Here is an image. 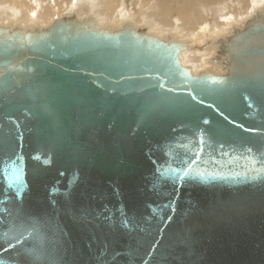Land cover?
<instances>
[{
    "label": "water",
    "instance_id": "water-1",
    "mask_svg": "<svg viewBox=\"0 0 264 264\" xmlns=\"http://www.w3.org/2000/svg\"><path fill=\"white\" fill-rule=\"evenodd\" d=\"M255 11L208 41L220 71H192L180 60L189 44L130 22L0 25V236L22 241L0 239V259L264 264Z\"/></svg>",
    "mask_w": 264,
    "mask_h": 264
},
{
    "label": "bare ground",
    "instance_id": "bare-ground-1",
    "mask_svg": "<svg viewBox=\"0 0 264 264\" xmlns=\"http://www.w3.org/2000/svg\"><path fill=\"white\" fill-rule=\"evenodd\" d=\"M5 1H7V0H0V6L2 5V7H5ZM69 2H72V0H19L18 2L16 0V3L22 4L23 7L21 9L24 11L25 14H28L31 12L30 4H29V3H31L32 6L34 5L37 8L36 12L38 13V15L36 13L32 16V19H30L31 21L27 19L28 21L20 23V22L14 20L12 18L7 19L8 15L13 16L15 12L10 13L8 15H5L3 13L4 9L2 8L3 14L0 15V20H2V21H0V25L9 26V27H15L17 25H19L18 27H22V26L32 27V26H39V25L41 26V25H43L44 22H46L48 20V18L50 20V17L52 18V16L53 17L55 16V18H57L60 16H69V15L75 14L73 12L75 10V8H78L79 11L81 12V14L82 13L84 14V13L89 12V11L91 12V10H93V9L97 10L96 7H98L100 5L107 7L112 12L110 15H104L100 12H97L98 16H100L103 19L111 20V19H115V18H130L133 15L132 5L134 3L138 9H143L144 6H146L150 2L149 7L144 12V14L141 16L143 19H138V20H141L142 22L146 23L149 26V28L143 24H138L135 26L132 23L136 29L145 28L148 31H150L151 28H153L156 30L152 29L151 31L158 32V30L162 31L163 28L169 27L173 23L176 24L177 20H180V24L186 25V26H188V28L189 27H191V28L192 27H199L198 29L201 28L200 29L201 33L203 32L202 31L203 29H206V27L213 28L211 30H214L215 33H211V34L203 33L202 35H203V37L205 35V38L211 36L212 42L215 43L216 41L229 36L231 34V32L230 33L228 32V34H225V33H227V31H229L230 29H234L235 27H242L244 22L252 15V13L255 10L264 9V0H260L258 2H253V3L248 4L245 7V10L241 15L238 14V12L236 10V4H237L236 0H220V2L216 5H212L211 0H85V1L74 0V2L70 5H69ZM152 2H154V3L152 4ZM232 9H233V11H232ZM117 10H120L118 13H120V12H126V13H125V15H122V16L113 17L112 14L117 12ZM229 10H231V12ZM64 11H68V12H64ZM113 11H115V12H113ZM62 12H64V13H62ZM133 12H134V10H133ZM232 12L233 13L237 12L236 14H238V15L235 18H236V22L239 23V25L237 24L238 26L234 27V26H232L233 25V23H232V25H229L228 29H227V26L225 24H223V22H219V21L222 19H225L224 16L227 15V13H228V17H229L232 14ZM59 13H62V14H59ZM75 15L79 20H83L86 17H93L94 18V16H85V17L80 18V17H78L77 14H75ZM14 16H17V14L15 13ZM136 16H137V18L139 17L138 14ZM234 16L235 15H233V18H234ZM35 17L38 19H35ZM174 18H176V19H174ZM24 20H26V19H24ZM94 20L100 28L107 29V30L118 28L122 24H124L126 21L132 22L131 20H128V19L120 20L116 23H104V22H101L95 18H94ZM203 24H206V27L205 26L200 27ZM174 27H176V26H174ZM219 29H221V30H219ZM167 30H169V29H167ZM167 30H165V31H167ZM199 33L200 32H198V34ZM160 34L166 35V33H164V32H161ZM198 34H194V33H191V35L187 34L185 36L186 38L184 37V39H186V40H181L183 43L189 44L188 45L189 48L187 50H184L180 54V60H181L182 64H184V62L182 61L181 56H183V59L186 62V64H190L193 67H195L194 65L199 66L200 61H202V65L198 69L203 70L202 68H204V69H211V70L214 69L216 71H220V69H219L220 67L210 68V67L206 66V64L209 65V61L211 60V58H213L216 55V49L214 48V46L211 43L208 42V40L207 41L203 40V42H196L193 38H196V36H198ZM193 43H200L201 46L207 45V48L204 50L210 54L209 58L206 59V58L200 57L202 55H199L196 52L184 54L187 51H191L190 49H191ZM209 48H212V49L209 50ZM213 49H215V51H212ZM198 51H200V50H198ZM182 54H184V55H182ZM198 71H200V70H198ZM198 71H196V72H198Z\"/></svg>",
    "mask_w": 264,
    "mask_h": 264
},
{
    "label": "rangeland",
    "instance_id": "rangeland-1",
    "mask_svg": "<svg viewBox=\"0 0 264 264\" xmlns=\"http://www.w3.org/2000/svg\"><path fill=\"white\" fill-rule=\"evenodd\" d=\"M19 0H17V2H18ZM77 1H80V0H77ZM81 1H85V0H81ZM237 1V4H236V10H237V12H238V14H242L243 12H244V10H245V7L248 5V4H250V3H253V2H258V1H260V0H236ZM4 2V1H3ZM74 2V0H72V2H69V5L70 4H72ZM76 2V1H75ZM220 2V0H211V4L212 5H216V4H218ZM154 2H152V4H153ZM30 4V10H31V12L30 13H28V14H25L24 13V11L21 9L23 6H22V4H19V3H16V0H7V1H5V7H2V5L0 6V15L1 14H5V15H8V14H10V13H16L17 14V16H14L15 15V13H14V15L12 16V15H8V17H7V19H14V20H16V21H18V22H25V21H28V20H30V19H32V16L34 15V14H36L37 12H36V10H37V8L33 5L32 6V4L31 3H29ZM149 4H150V2L146 5V6H144V8L143 9H138L137 8V6H135V3L132 5V7H133V10H134V12H133V10H132V13H133V15L130 17V18H115V19H111V20H106V19H103V18H101L100 16H98V14H97V12H100V13H102V14H104V15H110L112 12H111V10H109L107 7H105V6H102V5H100V6H98V7H96L97 8V10H91V12L89 11V12H86V13H82L81 14V12L79 11V9L78 8H75V10L73 11L75 14H77L78 15V17H85V16H94V18L95 19H98L99 21H101V22H104V23H116V22H118V21H120V20H125V19H128V20H131L132 22H130L131 24L133 23L135 26L136 25H138V24H143V25H145V26H147L148 28H149V26L146 24V23H144V22H142L141 20H138V19H143L141 16L144 14V12L147 10V8L149 7ZM151 4V5H152ZM150 5V6H151ZM21 6V7H20ZM32 6V7H31ZM2 8L4 9V11H3V13H2ZM24 9V8H23ZM118 9V8H117ZM163 9V8H162ZM116 11V10H115ZM115 11H113V12H115ZM120 10H117V12H115V13H113L112 14V16L113 17H117V16H122V15H125V13L126 12H120V13H118ZM131 11V10H130ZM230 12H231V10H229ZM232 11H233V9H232ZM64 12H68V11H64ZM64 12H62V13H64ZM236 12V13H237ZM62 13H59V14H62ZM135 13V14H134ZM229 13V12H228ZM228 13H227V15H225L224 16V18L225 19H222V20H220L219 22H223V24H225L226 26H227V29H228V26L229 25H232V23H233V25L232 26H238L239 25V23H237L236 22V16L238 15V14H236L235 12V14L232 12V14L228 17ZM139 15V17L137 18V16L136 15ZM226 14V13H225ZM31 15V16H30ZM37 15H38V13H37ZM233 15H235L234 16V18H233ZM31 17V18H30ZM55 18V16L53 17L52 16V18L50 17V20H49V18H48V20L46 21V22H44L43 23V25H47V24H49L50 23V21L51 20H53ZM179 18V17H178ZM230 18V19H229ZM24 19H26V20H23ZM28 19V20H27ZM35 19H38V18H36L35 17ZM136 19V20H135ZM174 19H176V18H174ZM173 19V20H174ZM235 21H234V20ZM231 20V21H230ZM0 21H2V20H0ZM31 21V20H30ZM233 21V22H232ZM238 21V20H237ZM127 22V21H126ZM179 22V23H178ZM235 22V23H234ZM2 24V23H1ZM238 24V25H237ZM106 25V24H105ZM17 26H19V25H17ZM134 26V27H135ZM174 26H176V27H174ZM206 27V24H203V25H201L200 27ZM22 27H24V26H22ZM151 28V27H150ZM173 28V29H172ZM199 27H189L188 28V26H186V25H183V24H180V20H177V23L175 24V23H173L171 26H169V27H166V28H163L162 29V31H160V30H158V32H154V31H151L153 28H151V30L150 31H148L147 30V33L148 34H153L154 36H157V37H159V38H166V37H172L173 39H175V40H186V39H184V37L187 35V34H189V35H191V33H194V34H198V32H200L201 33V31H200V29H198ZM167 29H169V30H167ZM211 29H213V28H209V27H206V29H203L202 31V33L200 34H198V36H196V38H193L196 42H203V40L205 41H210V42H212V37L211 36H209V37H203V33H208V34H211V33H215V31L214 30H211ZM153 30H156V29H153ZM165 30H167V31H165ZM219 30H221V29H219ZM197 31V32H196ZM232 31V29H230L229 31H227V33H225V34H228V32L230 33ZM161 32H164V33H166V35H164V34H160ZM189 32V33H188ZM196 32V33H195ZM184 35V36H183ZM201 37V38H200ZM211 37V38H210ZM186 38V37H185ZM201 45H200V43H193L192 44V47H191V51H187V52H185L184 54H187V53H192V52H196V53H198L199 55H202V56H200V57H203V58H209V56H210V54L207 52V51H205V50H200V51H198L199 50V47H200ZM197 49V50H196ZM212 48H209V50H211ZM212 51H215V49H213ZM201 52V53H200ZM184 54H182V55H184ZM209 54V55H208ZM181 58H182V61L184 62V65L185 66H187V67H190L191 69H192V71H194V72H196V71H198V70H201V69H198V68H200L201 67V65H202V61H200V64H199V66H196V65H194L195 67H193V66H191L190 64H186V62L184 61V59H183V56H181ZM201 59V58H200ZM206 66L207 67H210V68H214V67H218V66H213V65H211V64H209V65H207L206 64ZM202 69H204V68H202ZM214 70V69H213Z\"/></svg>",
    "mask_w": 264,
    "mask_h": 264
},
{
    "label": "snow or ice",
    "instance_id": "snow-or-ice-1",
    "mask_svg": "<svg viewBox=\"0 0 264 264\" xmlns=\"http://www.w3.org/2000/svg\"><path fill=\"white\" fill-rule=\"evenodd\" d=\"M256 162L257 163H264V161H259V160H257ZM35 230H36L35 227H33L31 231H35ZM25 231H28V230L25 229ZM28 234L31 235V232H29ZM20 235L24 236V238L27 239V236H25L24 232H21ZM0 239L8 240L9 241V243H8L9 248L16 247L17 244L22 243L20 237H15V243H12L11 238L9 237L8 233H4L2 236H0ZM7 250H8L7 248L4 249V251H7ZM28 251H30V254L35 255V258L37 260L43 259L44 254L42 251H35V250H28ZM0 264H5V261L3 259H0Z\"/></svg>",
    "mask_w": 264,
    "mask_h": 264
},
{
    "label": "flooded vegetation",
    "instance_id": "flooded-vegetation-1",
    "mask_svg": "<svg viewBox=\"0 0 264 264\" xmlns=\"http://www.w3.org/2000/svg\"><path fill=\"white\" fill-rule=\"evenodd\" d=\"M204 37H205V35H204Z\"/></svg>",
    "mask_w": 264,
    "mask_h": 264
}]
</instances>
